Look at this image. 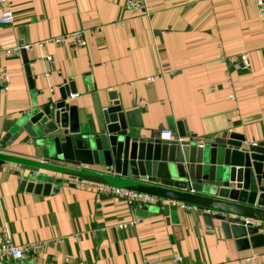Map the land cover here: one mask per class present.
<instances>
[{"label":"crops","instance_id":"1","mask_svg":"<svg viewBox=\"0 0 264 264\" xmlns=\"http://www.w3.org/2000/svg\"><path fill=\"white\" fill-rule=\"evenodd\" d=\"M11 1L15 22L0 23V51L32 45L24 50L31 78L23 51L0 55V70H10V88L0 92V151L45 160L24 135L2 143L6 124L57 100L70 83L77 91L69 101L83 116L101 118L114 96L147 137L184 121L198 141L225 131L264 139V19L254 0H146L143 14L126 0ZM78 30L84 47L48 42ZM220 47L238 61H221ZM20 181L0 169V242L4 226L17 245L46 242L26 264H264V247L240 249L195 209L165 213L159 195L145 210L68 180L48 195Z\"/></svg>","mask_w":264,"mask_h":264},{"label":"water","instance_id":"2","mask_svg":"<svg viewBox=\"0 0 264 264\" xmlns=\"http://www.w3.org/2000/svg\"><path fill=\"white\" fill-rule=\"evenodd\" d=\"M76 91L74 83L60 87L57 100L7 122L2 143L24 135L45 158L0 151L1 161L29 168L20 173V189L48 195L55 185L79 177L143 191L166 199L162 209L174 216L182 209L172 201L193 204L196 209L189 212L240 249L264 247V233L247 222L264 220V139L249 142L241 133L225 131L198 141L178 121L174 139L162 141L161 130L143 135L114 96L101 118L83 116L69 101ZM149 207L145 203V210Z\"/></svg>","mask_w":264,"mask_h":264},{"label":"built area","instance_id":"3","mask_svg":"<svg viewBox=\"0 0 264 264\" xmlns=\"http://www.w3.org/2000/svg\"><path fill=\"white\" fill-rule=\"evenodd\" d=\"M258 9V16L264 19V0H254ZM126 4L134 12L143 14L147 12L146 0H126ZM15 22V10L11 0H0V23L1 24H13ZM119 23H123L120 21ZM84 30H78L73 32H67L57 37L50 38L48 42H54L56 44H63L65 42L70 43L75 48H81L86 46L87 40ZM40 44H44L40 43ZM32 45H19L17 47L0 51V55H12L20 53L21 51L30 48ZM220 60L229 61L235 63L238 61L237 56H228L225 54L223 47H220ZM241 60L246 64L248 62V55L246 53L241 54ZM154 80V78H152ZM10 88V70L8 67H2L0 70V92L8 91ZM160 140L172 141L174 139L173 132L168 128L161 129ZM181 141L182 138L180 137ZM1 150V149H0ZM0 169H8L12 173H21L26 170L25 165L16 164L9 161L0 160ZM69 183L73 185H82L91 187L98 195H112L124 199L130 207L135 206L137 203H157L162 202V198L155 194L136 191L124 187H119L111 184L100 183L91 180H84L80 178H71ZM174 205H177L180 209L190 211L196 209V206L186 202L172 201ZM248 223H251L254 227L258 228L260 232L264 233V220L261 219H247ZM134 223V222H133ZM127 223H120L118 228H124ZM1 242H0V264H26V259H30V254L43 249L46 242H36L27 245H17L11 236L9 229L4 226L1 229ZM79 234H75L78 237ZM63 239H58L62 241ZM42 264H51L49 262H42ZM76 264H89L86 262H79Z\"/></svg>","mask_w":264,"mask_h":264}]
</instances>
